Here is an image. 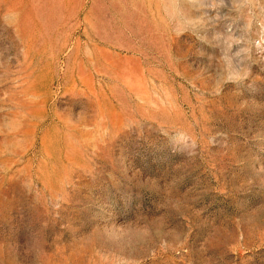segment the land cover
I'll list each match as a JSON object with an SVG mask.
<instances>
[{
  "label": "rangeland",
  "instance_id": "obj_1",
  "mask_svg": "<svg viewBox=\"0 0 264 264\" xmlns=\"http://www.w3.org/2000/svg\"><path fill=\"white\" fill-rule=\"evenodd\" d=\"M0 264H264V0H0Z\"/></svg>",
  "mask_w": 264,
  "mask_h": 264
}]
</instances>
